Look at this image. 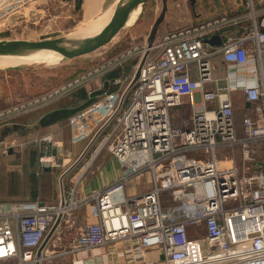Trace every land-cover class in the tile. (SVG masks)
<instances>
[{
    "label": "built area",
    "instance_id": "2783aa9c",
    "mask_svg": "<svg viewBox=\"0 0 264 264\" xmlns=\"http://www.w3.org/2000/svg\"><path fill=\"white\" fill-rule=\"evenodd\" d=\"M248 6L252 26L243 35L230 31L239 17L224 14L173 28L151 47L120 57L110 72L134 59L132 73L89 89L103 92L69 117V151L52 134L36 137L41 171L63 169L60 197L0 203V264H74L66 258L79 252L86 253L84 264H103L98 247H107L111 264L120 250L122 264H150L154 247L165 264H264V16L258 19L252 0ZM215 34L221 44L207 42ZM216 57L224 64L221 77ZM92 74L15 103L0 112V125L69 95ZM236 91L249 103L240 125ZM174 107L191 113L175 124ZM98 142L78 178L104 150L120 173L78 196L65 178ZM23 144L0 139V153ZM166 193L173 207H166Z\"/></svg>",
    "mask_w": 264,
    "mask_h": 264
},
{
    "label": "rangeland",
    "instance_id": "374dc122",
    "mask_svg": "<svg viewBox=\"0 0 264 264\" xmlns=\"http://www.w3.org/2000/svg\"><path fill=\"white\" fill-rule=\"evenodd\" d=\"M155 1H157L158 9L153 7ZM160 2L161 0H149L139 20L133 26L124 29L111 45L95 54L77 57L54 65H34V62L31 66L23 68L0 70V112L24 99L34 98L55 90L64 83L80 78L89 72H93V76L90 77L91 79L89 78L88 85L90 88L96 89L110 73V70L115 68L114 64L120 57L129 52L141 51L147 46L148 36L157 17L161 5ZM67 16L66 8L63 6L62 8L59 7L55 0H0V38H45L63 35L79 29L88 20L95 17L86 16L85 20L81 22L79 20L82 17H79L77 13L74 16L72 15L75 19L68 18ZM218 58L220 59V57ZM134 64L135 60L133 59L126 62L125 66L116 67L127 70L125 67H133ZM96 69H98L97 72ZM132 71L133 69H131V73ZM79 89L81 87L77 90ZM69 95L58 99L50 105H55ZM190 113L189 108H172V114L174 116L179 115L178 119L180 120L188 118ZM99 144L100 142L91 150L81 164L73 169V173L69 175V178L64 181L66 189L71 185L77 187L78 196H81L82 192L94 190V186L99 185L100 183L98 182L102 181L99 167L102 164L104 153L111 154L109 150H104L82 177L78 178V174L98 149ZM111 163L113 164V162ZM60 184H57L59 191ZM89 193H85L84 195ZM163 200L167 208L174 206L171 205L173 202L171 203V195L169 193L164 195ZM202 242L204 241L202 240ZM202 246L204 248L205 244L203 243ZM106 251L107 247H98L95 249V254L103 256V264H111L113 259ZM161 254V250L158 247L148 250V263L165 264V261L161 259ZM85 255L86 253L84 252L74 253L68 256L66 260L74 262V264H84L83 258ZM123 262H127V257L124 251L120 250L118 264H122Z\"/></svg>",
    "mask_w": 264,
    "mask_h": 264
},
{
    "label": "crops",
    "instance_id": "0c3cea01",
    "mask_svg": "<svg viewBox=\"0 0 264 264\" xmlns=\"http://www.w3.org/2000/svg\"><path fill=\"white\" fill-rule=\"evenodd\" d=\"M55 1L59 7L62 8L63 6L66 8L68 18L71 17L75 19L72 15L74 16L77 13L79 17H82L81 20H79L82 22L85 20L86 16L94 17L102 13L113 5L116 0ZM249 1L250 0H168V8L165 18L159 26L157 37L173 28L191 23H200L224 14L239 17L238 24L230 31H233L232 34L236 36L243 35L252 26V19L249 15ZM252 1L258 10V19H261L264 16V0ZM160 3L161 5L157 16L162 7V0ZM153 7L157 8V1L154 2ZM260 27L263 29L262 26ZM227 33L230 34L229 32ZM251 55H253V53H251ZM215 62L217 64V74H215V76L221 77L224 75V64L218 57L215 58ZM256 63L255 60L252 61V64L255 66ZM133 67L131 69H133ZM127 70L123 71L120 76L123 77L130 73V70L129 72H127ZM101 84L102 82L100 85ZM84 89L87 92L91 89L88 83ZM102 92L103 90H97L94 95L89 94V96H92L91 98H99ZM234 98L236 121L238 125H240L249 103H247L241 91L234 92ZM83 103V100L71 103L69 102V97H66L55 105L46 106L44 109L40 108L31 113L22 115L10 123L0 125V139L15 138L24 143L21 147L12 149L8 154L0 153V203H16L34 200L57 201L59 199L60 191L57 188V184L58 177L63 169L58 168L54 170V172L41 171L40 151L35 139L39 135L52 134L54 140L61 143V149L63 151L67 152L72 149L71 133L68 122L69 117L76 111H70L65 116L55 114V121L49 122L44 121V119L58 110H63L64 108L75 109L77 106L83 105ZM171 115L175 124L181 123L182 120L178 119L179 115L174 116L172 110ZM102 160V164L99 167L101 171V176H99L100 178L102 177V181L98 182L100 184L94 186L95 188L102 187L105 183L108 184L112 182L120 173L118 162L111 154H106L105 152L102 156ZM111 162H113L114 165ZM72 173L73 171L70 172L65 179L69 178V175ZM132 189L139 190L140 187L134 186ZM90 191L91 190H88L85 193H89ZM85 193L82 192V195Z\"/></svg>",
    "mask_w": 264,
    "mask_h": 264
},
{
    "label": "water",
    "instance_id": "95a60500",
    "mask_svg": "<svg viewBox=\"0 0 264 264\" xmlns=\"http://www.w3.org/2000/svg\"><path fill=\"white\" fill-rule=\"evenodd\" d=\"M148 1L149 0H120L112 20L99 33L90 37L75 38L63 34L45 38H0V56L55 52L62 55L61 63L77 57L95 54L111 45L124 29L132 26L131 21L138 11L139 13L133 21L134 25L142 16ZM167 8L168 0H162L160 13L156 17L148 36L149 47L153 45V42L157 37L159 26L165 18ZM207 42L210 44H221L222 37L219 34H215L207 39ZM147 54L148 52H146L137 68L133 82H135L140 76V70ZM23 67L25 66L9 67L8 69H18Z\"/></svg>",
    "mask_w": 264,
    "mask_h": 264
},
{
    "label": "bare ground",
    "instance_id": "6f19581e",
    "mask_svg": "<svg viewBox=\"0 0 264 264\" xmlns=\"http://www.w3.org/2000/svg\"><path fill=\"white\" fill-rule=\"evenodd\" d=\"M120 0H116L113 5L107 8L102 13L98 14L91 20H89L85 25L80 27L77 30H73L67 35L75 38H85L90 37L99 33L114 17L117 5ZM138 11L133 17L131 24L133 26V21L138 15ZM131 27V26H130ZM51 56V57H47ZM46 57V58H44ZM43 58V59H42ZM62 55L55 52H44L38 54H29V55H3L0 56V70L8 69L9 67H22V66H31L34 62V65H54L60 63Z\"/></svg>",
    "mask_w": 264,
    "mask_h": 264
},
{
    "label": "trees",
    "instance_id": "16d2710c",
    "mask_svg": "<svg viewBox=\"0 0 264 264\" xmlns=\"http://www.w3.org/2000/svg\"><path fill=\"white\" fill-rule=\"evenodd\" d=\"M136 63V60H135ZM127 69H130L132 67L128 66L126 67ZM125 71V69H115L113 71H111L106 78H114L116 76H119L122 74V72ZM104 89L107 90H111L113 89L112 86H108V84L106 83V86ZM69 102L71 103H75L78 102L80 100H83L84 103L83 105L77 106L75 109H63V110H58L56 112H54L53 114H50L47 118L44 119V121H55L56 118H54L55 114H60V116H65L67 115L70 111H77L78 109L82 108L85 105L91 104L92 102H94L95 100H97L98 98H91L92 96H89V93L84 89V87H81V89L73 92L72 94H70L69 96ZM82 106V107H81ZM86 107V106H85ZM84 108V107H83ZM82 108V109H83ZM75 113V112H74Z\"/></svg>",
    "mask_w": 264,
    "mask_h": 264
}]
</instances>
